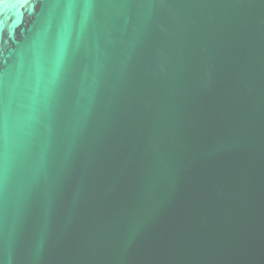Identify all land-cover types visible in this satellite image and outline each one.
I'll return each mask as SVG.
<instances>
[{"label": "water", "instance_id": "obj_1", "mask_svg": "<svg viewBox=\"0 0 264 264\" xmlns=\"http://www.w3.org/2000/svg\"><path fill=\"white\" fill-rule=\"evenodd\" d=\"M0 264H264V0H0Z\"/></svg>", "mask_w": 264, "mask_h": 264}]
</instances>
